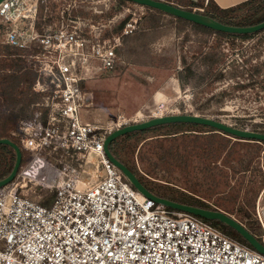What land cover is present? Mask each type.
<instances>
[{
    "label": "built area",
    "instance_id": "built-area-1",
    "mask_svg": "<svg viewBox=\"0 0 264 264\" xmlns=\"http://www.w3.org/2000/svg\"><path fill=\"white\" fill-rule=\"evenodd\" d=\"M87 1L68 0L55 15L49 6L41 11V0L0 2L3 41L27 51L38 71L33 88L46 94L47 108L46 116L38 109L34 117L20 121V140L30 159L13 181L0 187V264H264L262 252L198 215L173 209L139 191L105 151L107 135L126 125L171 114L202 115L195 111L193 86H180L174 95L158 92L148 113L119 114L106 124L83 121L85 74L95 61L108 70L124 62L117 49L139 22L132 12L120 32L106 36L107 24L75 13L76 6ZM116 20L113 16L108 21ZM224 49L227 54L220 68L226 71L233 61L244 66L237 48L227 43ZM232 82L233 78L222 80L219 88ZM256 90L261 92V87ZM230 102L222 109L231 113L220 114L218 120L256 130L248 124V114L235 113L239 103ZM262 103L263 117L253 122L263 123L264 132V88ZM256 110L253 114L258 115ZM29 183L55 190L52 205L29 196L24 191ZM261 199L254 216L264 244Z\"/></svg>",
    "mask_w": 264,
    "mask_h": 264
},
{
    "label": "trees",
    "instance_id": "trees-1",
    "mask_svg": "<svg viewBox=\"0 0 264 264\" xmlns=\"http://www.w3.org/2000/svg\"><path fill=\"white\" fill-rule=\"evenodd\" d=\"M43 1L41 2L42 12L45 6ZM165 1L189 10L203 7L204 11L199 12L231 25H249L264 20V0H246L226 8L221 7L214 0ZM51 2L46 0V4ZM128 4L137 3L130 0H112L111 6L103 10L101 14H94L92 9H81L75 13L91 15L95 21L108 20ZM137 5L145 7V14L139 20L137 28L125 36V45L119 52L125 54L135 50L133 46L137 39H143L142 42H144L149 31H156L165 24V18H169L170 24L176 28L181 39L178 44L149 55V64L156 67L170 66L177 61L181 52L182 69L177 71V75L183 84L188 83L195 88L196 99L199 102L198 109L201 112L219 111L220 106L233 95V92L226 89L215 92L218 81L229 77L246 76V69H241L236 64H233L234 67L226 72L220 68L225 60L224 46L227 43L235 45L238 39L246 40L261 35L255 42L258 48L256 47L255 53L246 58L245 63L251 64L247 68L250 70L251 77L264 74V60L251 63L252 59L262 54L264 29L245 34L230 33L215 30L158 8ZM248 5H252V9L244 15L239 14V11ZM129 18L130 15L118 22L113 31H121ZM193 33L202 36L199 39H193ZM212 36L214 40H210ZM2 39L3 30L0 28V138H11L19 144L23 151L24 162L30 153L23 148L20 140L22 133L20 121L34 117L38 109H43L46 116L47 108L43 104L46 94L36 92L33 88L38 78V71L26 55L27 51L8 44ZM129 40L131 43L126 45ZM189 52H191L190 57ZM129 61L136 62V59L131 58ZM121 63L123 62L117 63L112 71L120 66V69L124 70L126 66ZM248 84L252 82L246 85ZM256 127L255 124V129ZM12 131H16L17 134L13 135ZM122 140L126 143L122 144L124 142ZM121 144L125 145L123 150H120ZM263 144L264 140H243L205 124L173 122L126 133L112 142L111 150L137 174L147 188L155 191L156 194L182 203L223 210L228 213L236 212L239 216L237 218L259 237L261 226L253 212L256 196L264 187V170L260 167ZM136 153L143 164V169L137 167ZM222 157L223 165L220 166L218 161ZM15 160L14 147L0 143V179L11 172ZM256 161H258L256 168L259 171V179H254L242 196L244 178L235 185L231 184V178L239 172L246 174L251 170V163ZM223 191L226 195L222 194ZM38 192L42 196L39 202L45 206H51L55 190L45 191L39 187ZM215 196H217L215 199L217 204L206 201L207 198L214 199ZM199 217L212 225L215 222L221 223L224 227L222 226L220 230L253 248L233 227L218 219Z\"/></svg>",
    "mask_w": 264,
    "mask_h": 264
},
{
    "label": "rangeland",
    "instance_id": "rangeland-1",
    "mask_svg": "<svg viewBox=\"0 0 264 264\" xmlns=\"http://www.w3.org/2000/svg\"><path fill=\"white\" fill-rule=\"evenodd\" d=\"M43 0H41L42 2ZM51 3L46 4L45 6H49L50 9L53 11V15H55V10H61L65 8L68 4V0H51ZM93 4L91 6H88L90 4ZM112 4V0H89L87 3L81 2L78 4L75 8V10H93L94 14H101L103 10H106L109 8ZM41 5V3H40ZM255 5V4H254ZM252 5L245 6L241 11H239V14H246L248 11L252 9ZM129 9L128 11L126 9ZM145 7L137 5V4H128L125 6L122 11L115 14L114 17L117 18V20L114 23H109L108 20H98L95 21L94 18L91 15L85 16L82 15V17H89L92 18L95 22L105 23L107 24L103 28L104 35H112L113 33L120 32V31H113L114 26L120 22L122 19L130 15L132 12H136L139 16V20H141L142 16L145 14ZM112 18V17H111ZM91 19V20H92ZM92 20V21H93ZM129 20V19H128ZM165 24L157 29L156 31H149L146 35L144 42L143 39H137L134 43V49L132 52H128L125 54H122L119 52L121 48L125 45V40L123 42V46H120L117 51L118 55L124 59V62L121 64H124L126 67L124 70L117 68V70L112 71L108 69L100 68V62L95 61L92 64L90 72L85 74V78L83 81V85L85 88H83L84 93L86 94L85 97H88L82 101V106L80 109V115L84 122H99L106 124L108 122L115 121L119 114H125V115H132L135 112L142 110L146 113L152 111L154 108V98L153 95L155 91L163 90L168 93H171L169 95L176 94V91L174 92V89L172 88V84H170V74L171 73H177L178 65L181 56V52H179V56L177 57V61L174 64H171L167 67H156L151 66L149 64L150 58L149 55L156 54L161 52L164 48H169L173 44H178L181 36L172 26L169 22V18H165ZM111 24V25H110ZM110 33V34H109ZM182 34V33H181ZM202 35H196L193 33V39H199ZM261 35H257L252 37L251 41L249 39L246 40H237V43L235 45L229 44L231 47L237 48L238 52L241 54L242 58L244 57V62L246 58L250 57L253 53L256 51V43L254 41H257L260 38ZM125 39V38H124ZM4 40V36L3 39ZM210 40H214V36L210 38ZM254 42V43H250ZM131 43L129 40L127 44ZM225 47V46H224ZM185 50L188 49L185 47ZM225 51V49H224ZM227 54V52L225 51ZM191 52L188 53V56L190 57ZM131 58L136 59V62H130L129 60ZM257 61H263V51L262 54L259 57H255L252 59L251 63H255ZM119 64V63H118ZM233 64L239 65L241 69H246V76L241 77H229L233 78V81L229 87H225L224 89L233 92V95L229 97L224 104H222L219 108V111L217 112H201L198 109V101L196 99V91H195V104H196V112L201 113L204 116L208 117H219L220 114L224 113H231L230 110H223L222 107L231 101L230 103H234L237 105L239 103V106H234L235 113H245L249 116L246 117V120L250 119V122L248 123L250 126H252L253 129H255V124L257 125L256 130L263 129V123H254L253 119L263 117V88H264V74L262 76H255L251 77L250 70L247 69L251 65L250 63H244V66H242V61H233L229 68H227L226 71L232 69L234 66ZM221 66V65H220ZM223 70V69H222ZM225 71V70H223ZM225 71V72H226ZM228 79V78H225ZM223 79V80H225ZM222 80L218 81L216 83L214 91L223 90L220 87V83ZM246 83H244V82ZM252 82V84H248ZM256 84V85H255ZM259 84V85H258ZM191 85V84H190ZM192 86V85H191ZM261 87V92L256 90V87ZM195 89V88H194ZM243 89H247L246 92L243 93ZM260 95V96H259ZM257 100L256 103L254 101ZM156 102V99H155ZM229 103V104H230ZM246 107H242L245 106ZM256 110V113L258 115L253 114L254 109ZM242 127L241 125H239ZM263 131V130H262ZM235 139V138H234ZM126 143L125 140H122ZM121 144V149L125 147V145ZM263 147V155L261 156L260 161V167L262 170H264V144ZM139 150V148H138ZM30 159V156H28L27 160H25L22 163L23 167H26V164L28 160ZM223 157L221 160L218 161V164L220 166L223 165ZM236 163L237 160H235ZM136 164L139 169H143L142 162L137 158L136 153ZM251 170L248 171L246 174L244 173H236L234 177L231 178V184L235 185L239 182H241L244 178L243 183V190H242V196L245 194L246 189L249 188V185L251 182L256 179H259V171H257L256 166H258V161L251 163ZM230 175H233L232 170L230 171ZM157 180V179H156ZM161 181V180H160ZM162 182V181H161ZM146 184L147 181H146ZM183 186V184H182ZM41 186L35 185L33 183H29L27 187L24 188V191L28 193L29 196H31L34 199L40 200L41 194L38 192V188ZM157 189V188H155ZM41 190L48 191L47 189H44L41 187ZM160 190V189H157ZM264 187H262L259 191V193L256 196L255 199V208L257 206V202L259 200V197L262 196V204H264V194H263ZM50 191V190H49ZM42 192V191H41ZM222 194L226 195V192L223 191ZM217 196H215L214 199L207 198L206 201L210 204L216 203L215 199ZM217 204V203H216ZM255 212V209H254ZM253 212V214H254ZM228 213V212H227ZM231 216L233 215L236 219L238 214L235 213H229ZM240 220V219H238ZM241 221V220H240ZM242 222V221H241ZM244 223V222H243ZM218 229H222V224L219 222H215L214 224ZM224 227V226H223Z\"/></svg>",
    "mask_w": 264,
    "mask_h": 264
},
{
    "label": "water",
    "instance_id": "water-1",
    "mask_svg": "<svg viewBox=\"0 0 264 264\" xmlns=\"http://www.w3.org/2000/svg\"><path fill=\"white\" fill-rule=\"evenodd\" d=\"M2 0H0L1 2ZM136 2L137 4L146 5L154 8L161 9L169 14L176 15L179 17L186 18L188 20L194 21L196 23L208 26L215 30H221L230 33L245 34L253 33L264 29V20L251 25H231L223 23L217 19H214L207 14L196 10H189L182 8L173 3H169L165 0H130ZM173 122H192L212 126L220 132H226L232 136L239 137L240 139L246 140H264V132L256 130H247L239 127L232 126L221 120L196 114H171L163 117H154L148 120L137 122L133 124L126 125L122 128L116 129L109 133L104 141V148L108 157L121 169L126 179H128L134 187L139 191L146 194L148 197L153 198L157 202L164 203L165 205L178 210H183L186 212L193 213L195 215L207 218V219H218L223 223L236 229L251 245L254 249L262 252L264 254V244L262 241L253 234L245 224L240 222L235 217L231 216L229 213L223 210L210 209L206 207H201L197 205H191L186 203H181L178 201L171 200L169 198L160 196L153 191H151L147 186L141 181L137 174L124 162H122L111 150V144L114 140L126 133L133 132L136 130H144L153 126L173 123ZM0 143H6L14 147L16 151V160L11 172L0 179V187L13 181L22 165L23 162V151L22 148L11 138H0Z\"/></svg>",
    "mask_w": 264,
    "mask_h": 264
},
{
    "label": "crops",
    "instance_id": "crops-1",
    "mask_svg": "<svg viewBox=\"0 0 264 264\" xmlns=\"http://www.w3.org/2000/svg\"><path fill=\"white\" fill-rule=\"evenodd\" d=\"M217 4H219L221 7H224V8H226V7H231V6H234V5H236V4H239V3H241V2H244V1H246V0H214ZM170 77V84H172V88L174 89V92L176 91V89L178 88V87H180V86H184V85H186V84H188V83H186V84H183L182 82H181V80L179 79V77H178V75H177V73L175 74V73H171L170 75H169ZM84 81V80H83ZM83 81L81 82V85H82V87L83 88H85V86L83 85ZM160 91H162L163 92V90H156L155 91V93H154V95H153V98H154V106H155V99H156V96H157V93L158 92H160ZM165 92V91H164ZM167 94H171V93H168V92H166ZM85 96H86V94H85ZM87 98V100H88V97H85V99ZM154 106H153V108H154Z\"/></svg>",
    "mask_w": 264,
    "mask_h": 264
},
{
    "label": "flooded vegetation",
    "instance_id": "flooded-vegetation-1",
    "mask_svg": "<svg viewBox=\"0 0 264 264\" xmlns=\"http://www.w3.org/2000/svg\"><path fill=\"white\" fill-rule=\"evenodd\" d=\"M263 21V20H262ZM261 22V21H260ZM258 23V22H257ZM251 25V24H249ZM252 39V38H251ZM251 39H249V41H251ZM256 42V41H254ZM254 42H250V43H254ZM263 60H264V43H263ZM154 193H156L155 191H153ZM175 201V200H174ZM182 203V202H181ZM187 204V203H186Z\"/></svg>",
    "mask_w": 264,
    "mask_h": 264
}]
</instances>
